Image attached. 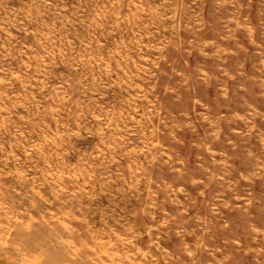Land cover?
Segmentation results:
<instances>
[{"label": "rangeland", "instance_id": "1", "mask_svg": "<svg viewBox=\"0 0 264 264\" xmlns=\"http://www.w3.org/2000/svg\"><path fill=\"white\" fill-rule=\"evenodd\" d=\"M0 264H264V0H0Z\"/></svg>", "mask_w": 264, "mask_h": 264}, {"label": "crops", "instance_id": "2", "mask_svg": "<svg viewBox=\"0 0 264 264\" xmlns=\"http://www.w3.org/2000/svg\"><path fill=\"white\" fill-rule=\"evenodd\" d=\"M2 233H6L5 227H0V258L13 257L14 255L10 254V240L1 239Z\"/></svg>", "mask_w": 264, "mask_h": 264}]
</instances>
